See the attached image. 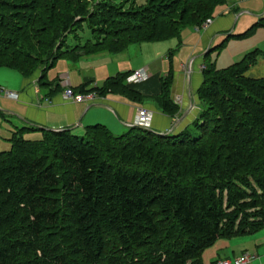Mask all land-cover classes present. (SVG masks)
Segmentation results:
<instances>
[{"label": "trees", "instance_id": "1", "mask_svg": "<svg viewBox=\"0 0 264 264\" xmlns=\"http://www.w3.org/2000/svg\"><path fill=\"white\" fill-rule=\"evenodd\" d=\"M161 1L0 0V66L26 77L40 68L42 87L54 82L46 73L60 58L180 40L184 28L202 26L229 0ZM85 22L91 38L67 44ZM260 26L264 17L230 36ZM262 55L255 48L222 69L205 62L198 90L205 107L179 134L133 126L115 135L102 123L82 134L16 127L12 148L0 152V264H203L218 238L263 229L264 77L247 74ZM130 73L74 91L142 99L126 81ZM169 85L163 78L154 97L174 116L180 107ZM35 130L43 137L23 136Z\"/></svg>", "mask_w": 264, "mask_h": 264}, {"label": "crops", "instance_id": "2", "mask_svg": "<svg viewBox=\"0 0 264 264\" xmlns=\"http://www.w3.org/2000/svg\"><path fill=\"white\" fill-rule=\"evenodd\" d=\"M261 17H264V0H229L220 7L206 27L189 31L182 37V41L175 38L176 43L168 41L170 43L162 45H158V42H141L143 47L137 50L136 55L140 50L144 53L135 64L127 61L130 58L128 47L122 52L110 53V57L102 56L101 53L85 55L76 61L74 66L69 65L71 71L77 70L81 74L80 77H75V80L80 81L79 84L86 83L88 88L100 86L99 81H105L107 77L119 72L147 67L150 71L148 79L129 84L143 94L142 99L135 100L126 94L110 92L105 96L96 94L90 100L76 102L64 97L65 86L58 83L59 77L53 83L41 87L38 79L42 70H39L30 77L24 76L20 81L23 91L17 92L18 97L14 99L18 101L20 107L13 112H1L13 126V131L16 127L36 126L40 129H72L82 134L89 125L102 123L115 135H120L136 125L139 109H147L152 115L150 129L157 133L179 134L193 126L204 108L205 104L198 90L204 81L202 66L206 62V55L214 51L212 49L223 35L236 32L237 28L244 30L249 24L254 25L258 22ZM253 33L263 34L264 26L256 28ZM246 42L243 47L233 45V51H230L237 61L255 48L264 51L262 38L252 43ZM105 56L108 57L105 65H99ZM96 65L100 67L99 73ZM247 74L252 77L264 76V56L250 67ZM165 77L170 78V96L180 107L174 116L162 110L154 97L162 93V81ZM70 84L72 85L71 81ZM178 97L180 101L177 100ZM242 254L251 257L249 264H264V228L249 235L218 238L213 245L204 250L201 262L211 264L219 259H232Z\"/></svg>", "mask_w": 264, "mask_h": 264}, {"label": "rangeland", "instance_id": "3", "mask_svg": "<svg viewBox=\"0 0 264 264\" xmlns=\"http://www.w3.org/2000/svg\"><path fill=\"white\" fill-rule=\"evenodd\" d=\"M112 1H114L115 3L116 2L117 3L124 2L126 7H130V6H134V5L135 6H144L145 4L148 3L147 2L148 0H112ZM167 1H169V0H163V2L161 1L160 3L168 4L169 2H167ZM73 6H74L73 2L70 4L68 3V8H70V7L73 8ZM220 7H219V9H220ZM219 9L216 10V13ZM252 25H253V23L249 24L246 27V29H244V30L237 28L235 30L236 32L232 31L230 33L223 35L220 39V42L216 43V45H218L220 43H225V46L223 45L222 47L215 49L214 51H212V53H210V55L206 56L205 57L206 62L213 63L218 69L228 67V66L234 64L235 62H237V59H234L232 57V52H230V51H233V45H240V47H243V45H245L246 41H248L246 43H249V42L252 43L253 41L257 40L258 38L259 39L262 38L264 41V33L256 35V33L250 32V34H246L245 36L243 35L241 37H237L234 35H231V37H228L232 33L244 32V31L248 30L250 27H252ZM196 27L197 26L184 28L182 30L180 40L182 41V37H185L189 31H193L194 29H196ZM202 28H200V29H202ZM74 32H76V36H75V34H70L69 32L66 33V34H70V35H68V38H67V44H69L70 46L77 45V44H83V43H85V41L87 39L91 38V36H92L91 35V29L89 28L88 23H86V22L82 25L81 28L75 29ZM77 36H78V38H77ZM168 41H173L174 43H176L175 38H171L168 40H162V41H151V42H158V45H162L164 43H170ZM4 44H6V42ZM4 44L0 43V45H1L0 47L4 46ZM10 45L11 44L7 43L6 48H2V49H4L5 52L8 50L10 51L12 49L10 47ZM128 47H130L129 48L130 49L129 50L130 58L127 59V61H130L132 64H135L143 56L142 53H144V52H142L141 50H140L139 54L136 55L137 50L139 48L143 47V43H141V42L133 43V44H130ZM167 51H169V49H167ZM101 55L102 56L107 55L109 57L111 56V54L109 52H102ZM107 56L102 57V62H99V65H101V66L105 65V62L108 59ZM262 56H264V55H262ZM259 59H260V57H259ZM259 59H258V61H259ZM69 65L74 66L75 62H73L69 59H66V58H60L53 67L48 69V71L46 73L45 80L52 82L64 74V75L68 76L69 82L71 81V83H72L71 86L77 87V86L82 85V84H79L80 81L78 82L75 80L76 79L75 77H80L81 74L77 70L71 71L69 68ZM99 65H96L98 73L101 71ZM141 68L146 69V71L148 73H150V71L147 67H140V68H137L134 70H139ZM202 68H205V64H203ZM39 70H42V69L39 68L36 72H38ZM23 77L24 76L16 69H12V68L5 67V66H0V152L3 150H10L12 148V142L10 141V138L13 134L12 131L14 129L13 126L11 125V123L5 118V116L2 114L1 111L13 112L14 109L20 107L17 104L18 101L14 100V99L18 97L17 92L23 91V88L20 85V81L22 80ZM99 82H100L99 83L100 86H102L105 81H99ZM8 92L9 93L10 92L16 93L17 96L12 97V96L8 95L9 94ZM23 136L25 138H30V139H39V138L43 137V133L42 132H26L25 134H23Z\"/></svg>", "mask_w": 264, "mask_h": 264}, {"label": "built area", "instance_id": "4", "mask_svg": "<svg viewBox=\"0 0 264 264\" xmlns=\"http://www.w3.org/2000/svg\"><path fill=\"white\" fill-rule=\"evenodd\" d=\"M210 21L211 20L209 19L208 21H206L203 24V26H197L196 30H200V28L206 27L208 25V23H210ZM149 76H150V73H148L146 71V69L141 68L139 70L131 71V73L126 78V81L129 84H136V83H139V82H142V81L148 79ZM60 83H61V85L65 86L64 97L66 99H71V100H74L76 102H83L85 100H90L96 96L95 93L75 92L74 88L71 86V84L69 82V78L67 75L63 74L60 76ZM8 95H10L12 97L17 96V94L13 93V92H10ZM177 100L180 101V98L178 97ZM151 120H152V115L147 111V109H139L138 120L136 122V124L138 126H142V127L147 128V127H149ZM250 259H251V257L248 254H242V255L235 257V258H232V259H228V258L219 259V260L212 262L211 264H249Z\"/></svg>", "mask_w": 264, "mask_h": 264}, {"label": "bare ground", "instance_id": "5", "mask_svg": "<svg viewBox=\"0 0 264 264\" xmlns=\"http://www.w3.org/2000/svg\"><path fill=\"white\" fill-rule=\"evenodd\" d=\"M209 24V23H208ZM203 26V25H202Z\"/></svg>", "mask_w": 264, "mask_h": 264}]
</instances>
